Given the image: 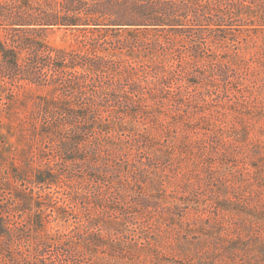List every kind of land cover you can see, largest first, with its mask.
Returning <instances> with one entry per match:
<instances>
[{"label": "trees", "instance_id": "16d2710c", "mask_svg": "<svg viewBox=\"0 0 264 264\" xmlns=\"http://www.w3.org/2000/svg\"><path fill=\"white\" fill-rule=\"evenodd\" d=\"M263 31L264 0H0V262L264 264Z\"/></svg>", "mask_w": 264, "mask_h": 264}, {"label": "rangeland", "instance_id": "374dc122", "mask_svg": "<svg viewBox=\"0 0 264 264\" xmlns=\"http://www.w3.org/2000/svg\"><path fill=\"white\" fill-rule=\"evenodd\" d=\"M246 33H248V32H246ZM250 33L254 35L253 37H255L253 39L248 37V40L250 42L249 48H251V50H249V51L253 52L255 50L260 49V46H258L257 48H254L257 45L254 41H257L258 44H261L262 42H264V31L259 36H256V34H254L252 32H250ZM71 37H72V35L69 32L65 33L63 30L50 31L48 33V39L51 41V43L58 45V46H66L70 42ZM37 93L38 92H36L35 89H32L30 87L26 88L24 90V94L26 95V100L29 103V108H31L33 98ZM3 170L4 169L1 168L0 173ZM81 220L83 222V218H81ZM71 224H74V223L71 222ZM76 226H77V223H76ZM182 240L184 242H186L188 240V234H185ZM189 247H191V246H188L185 248H189ZM210 251H211V253H214L216 251V249L214 247H211ZM182 254L184 257L181 256V258L176 257L173 253L169 254V257H170L169 260L170 261H166L165 264H203L205 262L204 260H202V258L196 257L193 259L192 254H187L185 252H182ZM165 256L167 257V255H165ZM206 259H207V257H206ZM206 263L207 264H221V262L219 260H212V259H207ZM0 264H2V263L0 262Z\"/></svg>", "mask_w": 264, "mask_h": 264}]
</instances>
